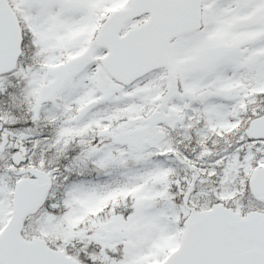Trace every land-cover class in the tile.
<instances>
[{
	"label": "snow or ice",
	"instance_id": "snow-or-ice-1",
	"mask_svg": "<svg viewBox=\"0 0 264 264\" xmlns=\"http://www.w3.org/2000/svg\"><path fill=\"white\" fill-rule=\"evenodd\" d=\"M0 264H264V0H0Z\"/></svg>",
	"mask_w": 264,
	"mask_h": 264
}]
</instances>
